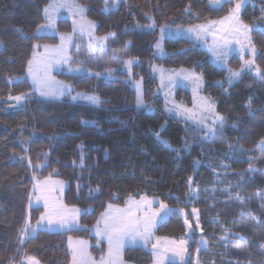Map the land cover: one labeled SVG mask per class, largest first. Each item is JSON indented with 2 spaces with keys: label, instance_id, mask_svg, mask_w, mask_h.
I'll return each mask as SVG.
<instances>
[{
  "label": "trees",
  "instance_id": "trees-1",
  "mask_svg": "<svg viewBox=\"0 0 264 264\" xmlns=\"http://www.w3.org/2000/svg\"><path fill=\"white\" fill-rule=\"evenodd\" d=\"M80 1L97 21L98 34L113 33L109 52L119 53L117 59L109 54L113 63L121 67L126 58H137L133 77L144 79L146 106H136L137 91L122 76L59 73L73 83V91L97 94L98 106L74 101L70 94L43 97L27 77L14 80L25 75L36 42L57 41L58 35L37 34L49 0H0V264H28L27 256L43 264H71L70 236L90 239L98 252L106 242L90 229L108 204L142 195H159L176 207L157 225V235L181 238L187 223L177 207L198 208L202 230L194 231L188 264L201 236L207 243L199 254L202 264H264V31H252L260 73L244 72L229 86L227 69L212 60L211 51L194 40L167 38L168 54L157 56L158 29L142 25L152 18L161 25L222 17L235 0L221 6L209 0H121L110 10L104 0ZM239 16L252 28L264 29V0H246ZM58 29L70 31L71 20L60 19ZM154 61L182 66L186 74L200 71L204 93L224 117L223 129L206 136L196 125L167 114V89L156 91L158 80L149 67ZM231 63L240 66V56L234 54ZM174 87L180 99L192 103L180 81ZM21 94L24 99L17 101ZM47 176L67 181L63 199L82 208L80 226L38 229L22 242L25 226L44 211L41 205L30 206L34 180ZM124 258L149 264L154 255L136 245L124 249Z\"/></svg>",
  "mask_w": 264,
  "mask_h": 264
},
{
  "label": "rangeland",
  "instance_id": "rangeland-1",
  "mask_svg": "<svg viewBox=\"0 0 264 264\" xmlns=\"http://www.w3.org/2000/svg\"><path fill=\"white\" fill-rule=\"evenodd\" d=\"M121 0H116V3L113 4L112 0H108V3L104 4L105 10H110L117 8ZM228 0H224L222 5L227 2ZM50 2L55 3H65V4H78L84 8L83 14L75 13V10L69 7H63L60 8L58 12L55 13L56 15V23L54 28H46V29H38L37 34L38 35H58L57 41H42L38 40L35 45L34 53L36 54V59L40 60L42 57H48L51 58L53 56L52 50L55 49L57 46H60L62 43L61 37H65L64 45H65V53L64 56L67 59V63H60L55 64L52 68V71L50 73L51 77L55 81L61 82L65 86V95H68L70 92L71 97L75 96L77 93H84L89 95H96L95 93H87L85 91H73V83L70 80H67L65 78H62L59 73H68V74H88V75H96L95 73H100V77H106V78H112L116 76H122L125 79H128L131 82V85L136 89L137 94L138 90L136 87L137 82L140 84V93L142 94V98L144 99V79L143 77L135 79L133 77V64L137 62L136 57H128L125 60H132L131 68L129 70V66L126 64H123V66L119 67L118 65L114 64V59L109 58V54H112L113 58H118L119 53L117 52H109V39L113 36L108 35V38L104 41V43L101 45L99 43L98 38L105 36L109 33L105 34H98L97 29V21L90 18L87 15V6L86 4L82 3L80 0H49L48 4ZM105 2V0H104ZM211 4V0H209ZM236 3V0H235ZM47 4V5H48ZM212 5V4H211ZM214 6V5H213ZM221 6V5H220ZM235 7V4L232 8ZM230 14V11L223 15L222 17L214 18V19H208L199 21L196 23L191 24H182V23H164L161 25H158L155 21V19H151V21L147 24L142 25L143 28L148 30H156L158 29V35L154 42V50L155 54L157 56L164 57L168 54V50L166 49V39L167 38H186L190 40L196 41L200 46L204 47L207 50H211L214 45L216 44V40L219 39L220 36L223 35L222 32H218V29L221 27V25L218 23L221 21L224 17L228 16ZM45 18V16H44ZM62 18H68L71 20L72 29L70 31H60L58 29V23L59 20ZM240 20L243 24H247L251 27V25L243 18L240 17ZM75 21V23H74ZM91 22V24L89 23ZM212 22H217L216 26L211 28L207 33H205L201 38H197L194 33H188L186 30L188 28H194L198 25H208ZM46 23V20L42 24ZM81 24L84 26V30H81ZM151 25V27L149 26ZM161 26H166V33L164 35V38L161 39ZM177 29H180V32L177 34ZM168 32L173 33L172 36L168 35ZM216 32L217 35L214 37L212 33ZM68 37H71V39H68ZM251 37V43L255 45L253 38H252V31L250 32ZM230 44L225 49L227 55L226 59L221 61L217 60L214 55L213 61L220 67H224L227 69V77L229 76V70H241V75L244 72H252L255 74H259L257 69L261 70L257 61H256V55L258 52V48L255 45V52L252 51L251 45L244 39L243 36H229ZM237 40L240 41V43H237ZM157 42H160L161 48H157L156 44ZM243 45V48H242ZM47 46L48 51L46 52ZM74 50V54L73 51ZM76 52V53H75ZM33 53V54H34ZM234 54H238L241 58V64L240 66H234L231 63V58ZM33 59V56L31 57ZM246 60H254V63L250 66H246L243 69H241V66L244 64V61ZM149 67L153 74L156 76L158 80V85L156 87V91L160 92L163 90H166L168 85L170 84L169 77H171V80L173 81L176 77L179 75H176V73H179L184 68L182 66H167L163 63H159L157 61L149 63ZM28 69V67H27ZM91 69V71H89ZM108 69H113L111 75L108 73ZM121 71L122 73H119ZM196 75L193 76L190 80L184 79V76H182L175 84H177L180 81V85L186 89H188L192 94V103H187L184 100L180 99L177 96V87H174L173 89L168 88L163 97V105L164 109L166 110L167 114L175 116L183 121L189 122L193 125H196L197 127L204 130V134H213L216 133L217 130L220 129L219 123H213L215 119V113L208 112L203 108L204 101L207 100L209 102L214 103L215 105V111L216 113H219V111L216 108V101L213 97L207 95L203 91L204 86V78L200 71H192ZM190 73V72H188ZM162 74L164 76L163 82H162ZM240 75V76H241ZM196 76H199L201 79L199 81V84L197 85ZM239 76V77H240ZM27 77L30 82L32 83V89L40 96V92L37 90L36 85L33 84L32 77L28 74V70L26 71L25 75L23 76H16L14 77V80H18L20 78ZM238 77V78H239ZM236 78L235 81L238 79ZM173 84V86L175 85ZM56 87V85H53ZM172 86V87H173ZM171 89V90H170ZM170 90V91H169ZM65 95L62 96H43V97H51V98H63ZM99 97V96H98ZM100 98V97H99ZM79 100V99H78ZM185 109L189 110L185 112ZM221 114V113H219ZM222 115V114H221ZM189 116H195L196 119H189ZM223 116V115H222ZM206 117V118H205ZM202 121V122H201ZM206 125H211V129L207 128ZM162 140L166 141V139L160 137ZM44 178H35L34 185H33V196L30 201V206H35L38 204L45 205V199L41 198L37 200V196L46 197L48 199L49 206H62L61 211L65 213L69 220H71V217L75 215V222L72 227H66L63 230L67 229H74L80 226V217L76 216L73 211L69 210L68 212H65V201L63 199L64 194V188L67 186V181L60 177H55L56 181H46L49 179ZM54 178V177H50ZM62 182V183H58ZM37 185L40 186V188H37ZM43 189V191H41ZM194 195H197V191L194 190ZM136 199V198H135ZM136 203L135 206L141 207V215L140 217H144L145 214H153V213H159V215L155 216V226L151 230V235L149 237L148 243L145 244L143 241H139L137 244L130 245V246H136V245H143L147 246L149 249L153 251L154 259L149 264H156L155 261V255L161 254L165 255L167 258L163 262V264H167L169 260L176 261L181 264H188L190 261V257L192 256V252L190 250V243L194 236V231L201 232V223H200V216H199V210L198 208L194 206H190V209L188 210L186 207H177L182 214L186 217V223H187V231L184 236L181 238H175L171 236H165V235H157L155 233V229L157 225L164 219H166L172 211L176 208L175 206H172L165 202L159 195H142L139 199L134 200ZM151 202L149 205L147 202ZM161 203L166 205V209L161 210ZM134 207V206H133ZM76 208H79L78 206ZM46 211V210H45ZM45 213V212H44ZM42 213V214H44ZM37 222H41V227L36 228L35 232L38 229H48L46 227L47 225V219H44L41 221V216L39 220H37L33 225H37ZM58 231L61 230L59 228L52 229V231ZM34 232V233H35ZM33 233V234H34ZM73 239L70 243L71 252H72V244H74L76 241ZM85 244V259L86 264H96L94 262H90L88 259V249H92L91 241L87 238L82 239ZM181 241H184L185 243L182 245L184 251L182 256L176 254V250H179L181 247ZM158 244L157 249H153V245ZM207 245L206 239L201 236L200 238V244L196 248L194 254H193V264H202L199 260V254L203 247ZM167 249V251H165ZM108 250L109 246L107 247V255L105 258L106 262H110V264H140L136 263L134 261L127 260L124 258L121 251L114 255L113 257L109 258L108 256ZM98 251L97 253H99ZM29 257V256H27ZM26 257V258H27ZM34 257L36 261L39 262V264H43L37 257ZM27 262V259H25ZM28 263V262H27Z\"/></svg>",
  "mask_w": 264,
  "mask_h": 264
},
{
  "label": "snow or ice",
  "instance_id": "snow-or-ice-1",
  "mask_svg": "<svg viewBox=\"0 0 264 264\" xmlns=\"http://www.w3.org/2000/svg\"><path fill=\"white\" fill-rule=\"evenodd\" d=\"M224 0H211V4L214 6H220ZM229 3H231V0H228ZM245 0H236L235 7L230 10V14L226 17H224L221 21L218 23L221 25V27L218 29V32L224 33V35L220 36L218 40H216V45L213 47V55L216 57L217 60H225L226 59V51L225 49L229 46L230 40L229 36H243L246 41L251 45L252 51L255 52V45L251 43V37L250 32L253 30H261L264 31V29H254L250 27L247 24H243L240 20V10L243 6V3ZM105 3H108V0H105ZM112 3L115 4L116 0H112ZM63 7H69L75 10V13L83 14L84 8L78 4H65V3H55L50 2L48 5L44 8V16L46 23L37 25L38 29H46V28H54L56 23V15L55 13L59 11L60 8ZM264 19V17H262ZM75 23V21H74ZM91 24V22H89ZM217 22H212L208 25H198L194 28H188L186 31L188 33H194L197 38H201L205 33H207L211 28L216 26ZM151 27V25H149ZM81 30H84L83 24H81ZM180 32V29H177V34ZM166 33V26H161V39L164 38V35ZM215 37L217 35L216 32L212 33ZM108 35H112L111 33L99 37V43L102 45L104 41L108 38ZM169 36H172L173 33L168 32ZM68 39H71V37H68ZM62 43L60 46H57L55 49L52 50L53 56L51 58L48 57H42L40 60L36 59V54H33V59H30L28 61V74L32 77L33 84L36 85L37 90L40 92L42 96H62L65 95V86L59 82L55 81L50 73L52 71V68L55 64L60 63H67V59L64 56L65 53V37H61ZM237 43H240L239 40H237ZM157 48H161L160 42H157L156 44ZM46 52L48 51L47 46H45ZM243 48V45H242ZM162 50V48H161ZM254 63V60H246L244 61V64L241 66V69H243L246 66H250ZM124 64L129 66V70L131 68L132 60H125ZM91 71V69H89ZM109 75L112 74L114 71L113 69L107 70ZM259 72L260 70L257 69ZM229 76L227 78V83L229 86L233 84L236 78H238L241 75V70H229ZM97 76L100 75V73H95ZM184 74V70L182 69L179 73H176V75H182ZM196 74L194 72H190L184 75V79L190 80L193 76ZM162 82L164 79V76L162 74ZM200 77L196 76L197 85L199 84ZM170 83L172 82L171 77H169ZM53 85H56L54 87ZM138 94L136 98V106L139 108L140 106L144 105V101L142 98V94L140 93V84L137 82L136 84ZM227 91V89H225ZM70 94V92H69ZM17 101L24 99V95L21 94L17 97H15ZM83 100L89 105L92 106H98L102 103L101 99L96 95H89L84 93H77L75 96H72V100ZM146 106V105H144ZM203 108L208 111L215 113V119L213 123H219L220 129H223L224 126V117L216 113L215 111V105L212 102H209L207 100L204 101ZM249 109L251 110V103L249 102ZM189 110L185 109V112ZM206 118V117H205ZM189 119H196L195 116H189ZM83 123L87 124L88 121H82ZM202 122V121H201ZM207 128L211 129V125H206ZM207 136V133H205ZM214 135V130H213ZM157 138H160V133H156ZM163 143H167V141H162ZM261 145H264V137L261 138ZM171 147V145H168ZM187 146V143L186 145ZM82 147V145L80 146ZM231 148V145H229ZM254 169V165L252 163H249V171H252ZM191 180V178H189ZM62 183V182H58ZM37 188H40L39 185H37ZM43 191V189H41ZM44 198L45 199V213L41 215V221L44 219H47V225L46 227L49 230L59 228L61 230L65 229L66 227H72L75 222V215L71 217V220H69L68 216L61 211L62 206H49L48 199L46 197L37 196V200ZM236 199L243 201L244 197L237 194ZM137 202L131 201L130 207L126 209H117L114 213L113 212H106L102 214V222H103V228H100L99 225L101 221H97V235L103 236L107 238L108 241V256L109 258L113 257L119 251L125 246V245H134L137 244L139 241H143L145 244L148 243L149 237L151 235V230L155 226V216L159 215V213H153L151 215L145 214L144 217H140L137 212H134L132 210V206H135ZM149 205L151 202H147ZM111 205H109V209H111ZM161 210L166 209V205L161 203ZM73 212L75 214H79V209H73ZM41 222H37V225L31 226L26 225L24 232L21 233V240L22 242L27 239H31L33 236V233L35 232L36 228L41 227ZM70 242H71V238ZM181 247L179 250H176L177 255L183 254V247L182 245L185 243L184 241H181ZM85 244L84 241H76L74 244H72V261L71 264H86L85 259ZM158 244L153 245V249H157ZM261 248L264 249V244L261 245ZM167 251V249L165 250ZM167 257L165 255L156 254L155 255V261L156 264H163ZM28 264H39L38 261L35 260L34 257H27ZM101 264H110V262H106L103 258L101 259ZM168 264H174L173 261L169 260Z\"/></svg>",
  "mask_w": 264,
  "mask_h": 264
},
{
  "label": "crops",
  "instance_id": "crops-1",
  "mask_svg": "<svg viewBox=\"0 0 264 264\" xmlns=\"http://www.w3.org/2000/svg\"><path fill=\"white\" fill-rule=\"evenodd\" d=\"M246 1V0H245ZM245 3V2H244ZM244 3H243V5H244ZM243 7V6H242ZM223 35H224V33H223ZM216 45V44H215ZM214 45V46H215ZM211 51V58L213 59V57H212V55H213V48L210 50ZM185 72V71H184ZM190 72V71H189ZM188 73V72H187ZM186 73H184V75H185ZM183 74L182 75H179L178 77H176L169 85H168V87H167V89L168 88H170L171 86H173V84H175L182 76H184ZM50 177H53V176H47L45 179H49V180H46V181H49V182H51V181H56L55 179V177L54 178H50ZM65 189H66V186H65V188H64V191H65ZM141 197V196H140ZM140 197H131V198H129L128 199V201L125 203V204H122V205H120V204H116V203H111V204H108V206L106 207V209H105V211L103 212V213H106V212H115L117 209H126V208H129L130 207V204H131V201H134V200H137V199H139ZM136 198V199H135ZM31 201V200H30ZM38 205H41V206H43L44 207V211L42 212V213H44L45 212V205H43V204H38ZM109 205H111L112 207H111V209H109ZM65 212H68L69 210H71V211H73V209H79L80 210V212H79V214H77L76 216H79L80 217V215H81V213H82V208H76L77 206H75V205H69V204H66L65 203ZM132 210L134 211V212H137L138 213V215L140 216L141 215V207H139V206H132ZM102 213V214H103ZM102 214H101V216L99 217V219L97 220V221H101V223H100V225H99V227L100 228H103V222H102ZM42 215V214H41ZM40 215V216H41ZM40 218V217H39ZM39 220V219H38ZM97 221H96V223L94 224V225H92V227H91V233L94 235V236H96L97 237V239L98 240H100V241H105L106 242V247L105 248H103L102 250H100V252L99 253H97L96 251H94V250H90V249H88V252H87V254H89L88 255V259L90 260V262H91V260H92V262H94V263H96V264H101V259L103 258L104 260H105V258H106V255H107V253H106V251H107V247H108V241H107V238L106 237H103V236H98L97 235ZM69 238H71V241L73 240V239H75L74 241H83L82 239L83 238H85V237H81V236H70ZM88 239V238H87ZM90 240V239H89ZM69 241V245H71V243H70V239L68 240ZM85 241V240H84ZM91 241V240H90ZM91 244H92V241H91ZM127 246H130V245H125L120 251H121V253L123 254V256H124V249L127 247ZM143 246V245H142ZM147 247V246H146ZM71 248V247H70ZM151 250V249H150ZM152 251V250H151ZM153 252V251H152ZM86 256V255H85ZM71 261H72V258H71Z\"/></svg>",
  "mask_w": 264,
  "mask_h": 264
}]
</instances>
